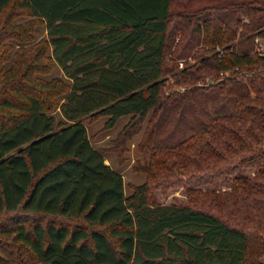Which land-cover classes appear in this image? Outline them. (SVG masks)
Wrapping results in <instances>:
<instances>
[{"label":"trees","instance_id":"1","mask_svg":"<svg viewBox=\"0 0 264 264\" xmlns=\"http://www.w3.org/2000/svg\"><path fill=\"white\" fill-rule=\"evenodd\" d=\"M174 1L0 0V13L17 6L9 23L20 12L44 23L49 38L37 57L52 58L68 79H18L0 98L11 111L0 118V214L11 219L0 222L3 264H246L253 236L264 242V0L191 11ZM170 51L201 58L177 69L166 65ZM170 71L185 88L164 94ZM164 96L212 101L198 130L165 146L200 170V182L217 178L199 189L200 204L151 200L146 182L127 195L82 120L100 112L113 126L130 114L135 132ZM56 97L67 120L58 125ZM23 213L37 215L28 223Z\"/></svg>","mask_w":264,"mask_h":264},{"label":"rangeland","instance_id":"2","mask_svg":"<svg viewBox=\"0 0 264 264\" xmlns=\"http://www.w3.org/2000/svg\"><path fill=\"white\" fill-rule=\"evenodd\" d=\"M211 1L213 0H191V6L185 8V5H181V0H175L173 9L178 10L184 7V11H191L190 7L194 8ZM187 2L188 0L185 3ZM14 9H17V6H11L4 13H0V98L7 93L5 90L9 86L18 82V79L22 83L30 82L31 76L37 77L35 79L41 77L40 79L61 78L68 80L63 68L52 58L47 55L37 57V53L41 52L42 45L49 38L48 29L44 23L29 16L26 12H20L15 17L12 16L13 20L9 23V14L11 15V11ZM13 23L15 26L12 25ZM258 43L264 49V38H261ZM52 47V45L49 46L48 53ZM196 50L192 53L198 54L202 51L201 47L196 48ZM192 53L185 58H177V54L170 51L166 57V65H173L176 61V67L180 69L184 65L197 63L201 57ZM172 73V71L168 72L170 78L165 85L164 94L185 88L175 81ZM208 79L212 80L211 74ZM3 83L5 84L3 85ZM166 97L164 96L163 101ZM198 98L204 99L205 95H199ZM54 99L55 102L50 103V113L55 115L58 125L67 120L58 106V97ZM211 102L209 101V104L206 103L205 106H202L195 103L189 104L185 100L176 103L165 100L161 106L152 108L140 120V127L135 132H132L135 129L134 125L128 124L132 118L130 114L119 118L113 126L108 125L109 116L100 112L86 114L82 120L87 125L93 145L103 152L108 163L123 174L127 195H131L138 186L146 182L151 200L167 204L180 201L200 204L204 198H202L199 189L214 188V182L217 178L200 182V177H198L200 170L186 166V159L179 157V154H168L165 146L178 143L181 139L198 130L202 125L201 123L209 117L205 109H211ZM1 111L8 114H3ZM9 113L11 111L8 108L0 105V118L9 115ZM182 151L183 149L179 147L181 155ZM177 159L180 160V163L176 162ZM255 170L256 167L254 166L248 167L251 174ZM221 187L230 188L231 184L222 182ZM35 215L37 214L23 213L20 216L18 214V217L29 216L26 217L27 222L31 223ZM41 217L68 222H74L77 219L52 215L45 217L41 215ZM9 221L11 222L8 213L0 214V222L10 223ZM263 243L260 237L253 236L246 264H258L259 262L264 264ZM27 260L30 259H26L25 262ZM25 262L13 261L11 258L7 264H26ZM0 264L3 263L0 261Z\"/></svg>","mask_w":264,"mask_h":264},{"label":"built area","instance_id":"3","mask_svg":"<svg viewBox=\"0 0 264 264\" xmlns=\"http://www.w3.org/2000/svg\"><path fill=\"white\" fill-rule=\"evenodd\" d=\"M260 39H261L260 37H257V42H260ZM259 48L262 49V50H264L260 45H259Z\"/></svg>","mask_w":264,"mask_h":264}]
</instances>
